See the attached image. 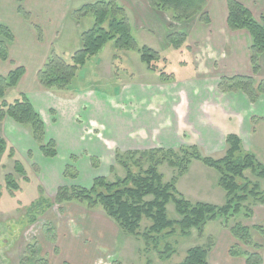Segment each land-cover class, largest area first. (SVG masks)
<instances>
[{"label":"crops","instance_id":"0c3cea01","mask_svg":"<svg viewBox=\"0 0 264 264\" xmlns=\"http://www.w3.org/2000/svg\"><path fill=\"white\" fill-rule=\"evenodd\" d=\"M71 1L26 0L25 8L33 15L31 21L18 12L17 0H0V24L9 26L15 35V40L9 43L10 60L0 59V75L8 74L17 66L26 68L25 75L10 94H15L14 99L21 94L28 95L37 111L47 115L46 137L57 143L56 158L60 154L63 140H74L76 144H81L85 135L92 139L98 154L107 151L111 155V166L116 165L118 153L160 147L192 145L197 146L204 156L220 153L223 157L228 149V135L236 134L242 140L243 149L253 153L264 164V95L253 102L243 91H223L219 86L222 77L254 76L250 59L251 36L247 30H232L229 27L227 0H207L210 23L203 22L199 16L174 21L171 11L158 9L148 0H119L124 4L136 34L143 37L144 41L153 38L154 46H147L159 51L169 63L179 62L185 72L180 75L169 73L172 76L166 79L161 76L162 79L145 78L143 81L120 76L116 82L119 93L105 95L90 88V79L86 85L84 79L88 74L85 75V72L77 74L66 89H48L39 81L38 71L55 49L56 42L61 39L62 24L72 12ZM239 1L251 9L248 0ZM34 23L42 27L43 39L39 38ZM171 33L185 35V41L179 48L168 42ZM261 68L260 75L255 76L257 80L264 79V54L261 56ZM99 81L98 78L92 79L94 83ZM50 90H57V93ZM83 114H86L85 118ZM98 116L103 119L100 123L96 118ZM8 122L15 134L21 130L22 137L28 142L32 141L33 136L26 126L11 118ZM47 123L60 132L49 135ZM83 123L86 125L81 129ZM6 139L11 145V138ZM199 162L193 160L188 170L178 177L177 189L193 202L224 205L227 192L219 185V175L212 171L214 168L203 162L199 165ZM87 163L91 170L95 167L92 159ZM69 164L76 169L72 163L67 162L66 165ZM194 165L201 167L202 174L210 180V184L206 185V190L202 187H188L185 192L180 185ZM38 169L41 171L40 166ZM96 171L93 170L91 176L93 181L99 176ZM248 172L253 177H249ZM65 173L66 170L63 171L64 176ZM245 174L253 181L259 180L264 189V178L259 179L251 170ZM39 190L42 195V186H39ZM201 197L202 201L198 200ZM66 204L67 217H71L70 220L77 226L71 228L72 233L67 238V262L123 264L119 258L124 254L126 257L128 237L118 223L101 207L91 209L74 202ZM252 208L250 218L264 221V204ZM210 236L214 240L208 255L210 264H247L243 256L230 254V249L239 241L228 227L221 226L219 234ZM262 242L264 244V239ZM262 252L264 255V248ZM161 260L164 264L169 263L168 260Z\"/></svg>","mask_w":264,"mask_h":264},{"label":"trees","instance_id":"16d2710c","mask_svg":"<svg viewBox=\"0 0 264 264\" xmlns=\"http://www.w3.org/2000/svg\"><path fill=\"white\" fill-rule=\"evenodd\" d=\"M25 0H17L18 12L27 19L33 21V16L24 6ZM150 4L161 10L172 12L174 21H183L196 16L205 23H210V16L206 9L207 0H148ZM228 25L232 30H247L251 36L250 59L254 76L236 75L222 77L220 89L223 91H243L251 101L256 102L264 95V79L257 80L255 76L261 73V56L264 54V16L258 20L253 11L239 0H227ZM72 17L80 20L88 15H93L96 22L92 28L81 34L82 47L71 53L70 59L65 55L52 50L44 66L38 71L41 85L48 89L68 88L80 67L97 55L109 42L114 41L116 49L137 50L141 60L148 69L160 72L166 79L172 76L166 71L168 59L159 51L143 45L140 46L132 34V24L124 6L118 0H100L95 3L85 4L73 10ZM39 38L43 39L42 27L34 23ZM15 40L11 28L0 24V59L10 60L9 43ZM185 41L184 34L171 33L168 42L175 48H179ZM26 73L24 66H17L6 75H0V121L10 117L17 123L26 126L41 151L46 157L55 158L58 155L57 143L54 139H47L46 125L42 115L37 111L28 95L21 94L10 101L8 95L18 86ZM228 149L221 158L204 156L197 146H185L181 148L182 155L176 153L174 148H155L145 151H128L118 153L116 160L127 170L125 177H120L112 182L105 176L95 177L91 187L81 185H62L58 188L55 201L67 203L70 201L85 202L88 207L94 209L102 206L106 214L118 223L128 234L143 238L145 249L153 248L163 260H169L176 249L168 241L160 248V242L165 236L175 234L177 228L184 236L190 235L192 230L204 235L206 225L224 218L225 227H228L238 244L230 249L232 256H243L247 264H263L264 255V223L254 227L242 222H236L229 226V221L241 216L244 212L246 218L253 214L251 205H247L249 198L264 204V189L259 180L253 181L245 172L251 170L259 179L264 178V164L257 157L243 149L242 140L236 134L227 137ZM9 151V156L14 159L15 172L23 176V181L30 182L23 163L15 159L14 148L9 146L8 140L0 135V165L3 155ZM31 154V153H30ZM140 155L133 163L127 161V157ZM193 160H199L205 165L214 168L219 173V185L227 192V200L224 205H215L207 202H193L187 199L178 189L177 180L189 168ZM148 162V166L145 163ZM168 163L178 169L177 176L171 181H165L164 175L159 171V166ZM136 166L138 171H134ZM68 165L66 173L69 172ZM113 169V168H112ZM71 170V169H70ZM77 178V174H72ZM9 194L15 196L22 190L21 182L10 173L5 177ZM0 188V197L3 196ZM43 192V190H42ZM42 197V196H41ZM43 199V198H42ZM45 199V198H44ZM173 202L179 215L178 219L168 216V205ZM150 219L152 224L141 231V223L144 218ZM257 230L262 240L255 241L252 231ZM214 240L209 237L205 246H194L188 249L186 257L177 264H210L208 260L209 250ZM252 247V251L243 249ZM64 264H71L67 261ZM170 264V263H168Z\"/></svg>","mask_w":264,"mask_h":264},{"label":"rangeland","instance_id":"374dc122","mask_svg":"<svg viewBox=\"0 0 264 264\" xmlns=\"http://www.w3.org/2000/svg\"><path fill=\"white\" fill-rule=\"evenodd\" d=\"M97 1L100 0H72L70 2L71 11L73 12V10L85 4L95 3ZM248 1L249 3H247L251 7L255 17L260 20L264 16V0ZM120 4L124 6L122 2ZM95 22L96 19L93 15H88L77 20L72 17L70 13L67 21H64L62 24L63 31L61 39L54 45L56 52L63 55L65 54V56L70 59V54L82 47L81 34L92 28ZM132 34L140 46H154L152 43L153 38L149 37V41H144L143 37L136 34L133 28ZM115 47L114 41H109L97 55L91 57L87 61L86 65L79 68L78 75H82L83 72H85V75L88 74L84 82L86 81L87 85L88 79H90V88H94L98 93L103 95L117 94L119 93V86L116 82L117 78L120 76L125 79L138 78L140 81L145 80V78L147 80L149 78L162 79L160 72H153L148 69L147 65L141 60L139 51H127L129 49L118 50ZM126 69L131 70L127 71ZM166 71L179 75L185 72L180 63H176L175 61H171L167 65ZM94 78H98L100 81L94 83L92 82ZM75 86L78 85L76 84ZM84 86L85 85H83V87ZM80 89H82V86H80ZM50 91L55 93L57 90ZM88 91L89 90H87V92ZM14 96L15 94L11 93L8 95V99L13 101ZM1 102L2 100L0 99V103ZM41 115L44 122L48 120L47 115L43 112ZM82 117L85 118L86 114H83ZM96 118L99 123L103 121L99 116ZM9 119L10 118L7 117L5 121H0V135L5 138H11V145L9 146L14 148L15 159L23 163L31 181H23V176L15 172L14 159L9 156V151H7L2 157V163L0 165V188L3 189V196L0 197V264H64V261H67L65 255L68 256L67 254L69 253L67 249L69 248L67 238L70 237L69 235L72 233L71 228L77 226L70 220L71 217H67L68 211L64 207V205L67 204L57 203L55 201V195L59 186H74L80 184L84 187H91L93 181L92 175L94 174L93 170H97L96 172H99V176H105L109 181L115 182L120 177H125L127 170L119 161L116 165L111 166V155L107 151H101L98 154V150L96 149L97 151H95V146L92 145L94 144L92 139L87 137L89 135H85V140L82 141L81 144H76V142H73L74 140L72 142L67 141V139L63 140L60 145L59 156L57 158L46 157L40 151L39 146L36 144L37 142L34 141L32 137V141L28 142L26 138L22 137L21 130H18L16 134L14 133L13 127L8 122ZM84 125H86V123L81 125V129ZM47 127L49 128V135L60 132L59 129L49 125V123H47ZM182 147L174 148V150L179 155H182ZM91 154H93L92 157ZM210 157L218 159L221 158L222 155L220 153H214V155ZM139 158L140 155H136L134 157H127L126 159L128 162L133 163ZM89 159H92V163L95 167L98 166V168L94 167L91 170L87 163ZM67 162L74 164L76 169L69 167V172L65 173L66 176H64L63 171L68 167L66 165ZM199 163V165H202V162ZM38 166L41 167V171L38 169ZM145 166H148V162L145 163ZM132 168L134 171H138L136 166H132ZM159 171L164 175L165 181H171L177 176L178 169L165 163L159 166ZM212 171H214L217 176L219 175L215 169H212ZM10 173L14 174L15 178L21 182L22 185V190L17 192L15 196L9 194L6 186L5 177ZM74 173L77 174V178L72 177ZM247 175L253 177L250 172H248ZM209 181L210 180L202 174L201 167L194 165L192 166L191 173L187 178L182 180L180 186L184 188L185 192H187L185 188L188 187H202L206 190V185L210 184L208 183ZM39 186H42V195ZM210 194H213V192ZM198 200L202 201V197ZM70 202H74L81 207L83 205L88 207V204L85 202ZM246 204L256 206L257 208V206L262 203L249 198ZM215 205L219 204L216 203ZM100 207L103 209L102 206L95 207L94 209H100ZM244 214L243 212L241 216L231 219L229 221V226L238 221L251 227L264 223L263 219L261 220L256 217L248 219ZM168 216L171 219L179 218L173 202L168 205ZM151 224L152 221L145 217L141 223V231H145ZM224 225V218L209 222L206 225L203 236L199 235L197 230H195L197 234L193 230L191 235L184 236L181 234L180 229L177 228L175 234L165 236L164 239L161 240L160 248L164 246L166 241H169L173 248L176 249V253L168 262L170 264H177L186 257L188 249L194 246L206 245L210 234H219L221 226L225 227ZM252 234L255 241L262 240V236L257 230H253ZM126 235L128 237L126 257L124 254L119 258L123 264H150V259H152L151 264H164L158 253L152 249L153 243L150 245V250H147L145 249L146 245L143 238L128 233H126ZM71 247L73 248V246ZM243 249L252 251V247L243 246ZM153 255H157V257L154 258ZM69 263L72 264V262Z\"/></svg>","mask_w":264,"mask_h":264}]
</instances>
